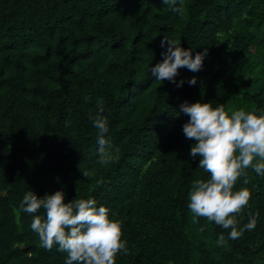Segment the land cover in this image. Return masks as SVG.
Segmentation results:
<instances>
[{"label": "trees", "instance_id": "1", "mask_svg": "<svg viewBox=\"0 0 264 264\" xmlns=\"http://www.w3.org/2000/svg\"><path fill=\"white\" fill-rule=\"evenodd\" d=\"M167 38L193 58L207 49L200 70L156 81ZM98 100L106 149L118 155L107 166L98 163ZM197 101L264 110V0H0V264H65L31 229L44 210H20L29 190L106 206L127 242L116 264H264V176L250 169L234 188L251 192L239 227L257 220L239 239L192 222L188 193L209 174L189 155L180 105Z\"/></svg>", "mask_w": 264, "mask_h": 264}, {"label": "clouds", "instance_id": "2", "mask_svg": "<svg viewBox=\"0 0 264 264\" xmlns=\"http://www.w3.org/2000/svg\"><path fill=\"white\" fill-rule=\"evenodd\" d=\"M162 2L174 5L176 0ZM174 10L183 15V8ZM164 43L162 40L161 45ZM161 55L162 61L151 68L152 75L160 83L175 82L181 67L193 72L200 70L207 49L197 52L193 58L191 50L181 46L180 39L167 38V48ZM188 83L195 85V77ZM103 111V101L98 100V112L92 119L97 129L98 163L107 166L116 162L118 155L106 149V145L110 147L105 136L109 127ZM180 111L189 117L182 126L185 138L195 141L189 155L199 156L198 166L209 174L207 179L194 181L188 193L192 222L197 224L199 218H204L222 229H230L228 240L239 239L245 231L255 228L257 220L250 215L247 223L239 227L237 216L248 206L251 192L247 187L234 188L241 178L244 185L250 182V169L264 176V110L241 108L229 112L223 104L213 107L211 102L197 101L182 103ZM69 123L65 121L66 126ZM115 152L118 154L119 149ZM82 174L85 178L91 177L87 169ZM103 182L98 179L96 184ZM41 209L45 216L34 215L31 229L37 233L41 248L51 251L56 246L58 251L67 254L65 264H116L118 253L127 254V242L121 239V221L110 219L109 209L104 205L97 207L94 198H74L65 203L62 190L43 197L27 191L20 210L36 214ZM216 243L224 246L225 236L220 234Z\"/></svg>", "mask_w": 264, "mask_h": 264}]
</instances>
